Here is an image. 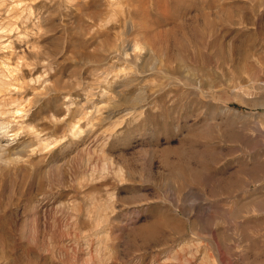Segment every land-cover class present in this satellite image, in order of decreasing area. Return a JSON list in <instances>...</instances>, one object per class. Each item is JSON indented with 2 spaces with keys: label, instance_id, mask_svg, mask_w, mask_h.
I'll return each mask as SVG.
<instances>
[{
  "label": "rangeland",
  "instance_id": "374dc122",
  "mask_svg": "<svg viewBox=\"0 0 264 264\" xmlns=\"http://www.w3.org/2000/svg\"><path fill=\"white\" fill-rule=\"evenodd\" d=\"M0 264H264V0H0Z\"/></svg>",
  "mask_w": 264,
  "mask_h": 264
},
{
  "label": "bare ground",
  "instance_id": "6f19581e",
  "mask_svg": "<svg viewBox=\"0 0 264 264\" xmlns=\"http://www.w3.org/2000/svg\"><path fill=\"white\" fill-rule=\"evenodd\" d=\"M140 47H143V48H145V46H142V45H140Z\"/></svg>",
  "mask_w": 264,
  "mask_h": 264
}]
</instances>
